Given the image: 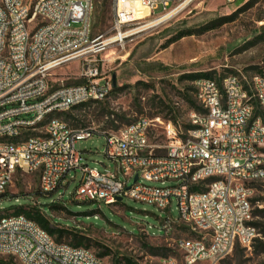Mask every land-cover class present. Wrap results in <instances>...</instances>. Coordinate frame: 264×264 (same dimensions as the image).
Listing matches in <instances>:
<instances>
[{
  "label": "built area",
  "instance_id": "1",
  "mask_svg": "<svg viewBox=\"0 0 264 264\" xmlns=\"http://www.w3.org/2000/svg\"><path fill=\"white\" fill-rule=\"evenodd\" d=\"M186 1L111 0L110 30L93 35L94 0H0V195L18 172H38L48 196L65 190L67 175L79 170L76 202L112 205L127 197L166 210L174 198L178 219L197 234L177 242L183 264H217L235 245L250 248L258 235L251 224L253 183L264 179L263 75L193 80L202 111L190 114L193 127L185 132L167 122L161 145L149 143L158 118L96 130L69 127L57 115L104 100L112 80L101 74L102 54L122 45L139 20L172 15ZM137 7L149 14L132 17ZM71 63L78 83L52 80ZM95 133L105 137L112 172L89 167L75 147ZM0 254L21 264H103L89 249L56 243L34 221L8 212L0 213ZM159 264L178 263L164 257Z\"/></svg>",
  "mask_w": 264,
  "mask_h": 264
},
{
  "label": "rangeland",
  "instance_id": "2",
  "mask_svg": "<svg viewBox=\"0 0 264 264\" xmlns=\"http://www.w3.org/2000/svg\"><path fill=\"white\" fill-rule=\"evenodd\" d=\"M160 12L159 7L155 13ZM145 16L147 14H142L140 18ZM153 19L154 16H148L130 26L131 34L124 43L102 54L100 71L111 78V92L102 101L69 110L72 117L64 121L69 127L117 130L140 116L158 118L162 123L154 121L149 143L161 145L165 143L164 126L169 119L175 118L177 126L170 122L183 130L194 112L183 98L184 94L195 98L193 83L186 76L212 72L215 78L235 74L243 80L254 73H264V0H191L172 15ZM91 24L93 35L110 30L111 0H94ZM207 25L213 28L199 31ZM184 30L195 33L168 43ZM77 74V64L71 63L57 69L52 80L73 84L80 81ZM75 147L82 151L81 160L89 167L101 172L113 171L112 162L104 156L105 137L102 134L95 133L79 140ZM154 151L162 152L155 147ZM80 176L79 170L71 171L65 190L59 188L45 196L40 194L38 172H18L0 195V207L4 208L0 213H11L18 206L47 207L63 193L62 199L53 203L58 207H52L47 213L57 218L55 225L76 229L88 238V249L92 253L105 252L101 257L103 264H113L124 258L136 264H159L164 257H172L183 264L177 242L195 238L197 234L190 225L178 219L174 198L166 210L127 197L112 205L76 202L72 200V193ZM118 176L122 178L121 174ZM251 199H254L252 210L264 209V179L253 183ZM96 209L99 211L88 216L73 213ZM168 216L170 224L164 227ZM235 247L217 264H264V252L255 253L251 246ZM9 258V255L0 254L2 260ZM13 262L21 264L15 258Z\"/></svg>",
  "mask_w": 264,
  "mask_h": 264
},
{
  "label": "trees",
  "instance_id": "3",
  "mask_svg": "<svg viewBox=\"0 0 264 264\" xmlns=\"http://www.w3.org/2000/svg\"><path fill=\"white\" fill-rule=\"evenodd\" d=\"M211 28H213L212 25H207V26H204L199 31L203 32V31L209 30ZM91 31H92V24H91ZM194 33L195 32L192 30H184V31L180 32L175 38L170 40L168 43H171L172 41H175L176 39H178L180 37H183L186 35H192ZM263 37H264V34H263ZM261 74L264 76V73H261ZM186 77H187V79L191 80L192 82H193V80H195L197 78H210V79H215L218 82L221 79V78H215L212 75V72L195 73V74H190ZM193 88H194V86H193ZM194 92H195V89H194ZM183 98L193 111H195V112L202 111V108H201L199 102L197 101L196 97L193 98L189 94H184ZM86 104L87 103L79 104L77 106H74L71 109L80 108ZM57 115L59 117H61L63 119V121H68L69 118L72 117V115L69 114V111L61 112V113H58ZM169 120L172 121V123L177 126V122H176L175 118H171ZM192 127H193V125L189 121V123L184 126V129L179 130V131L185 132L186 130H188ZM40 194H41V192H40ZM251 201L254 202V199H251ZM117 203H120V202H117ZM52 207H58V206H55L53 203H50L47 207L43 206L42 208H39L36 206H26V207L25 206H18L11 213L23 214L28 219L34 221L40 228H42L44 231H46V233L56 243H65V244H68V245L73 246V247H84V248L88 249V247H89L88 238H86L78 230L68 229V228H65L62 226L55 225L57 223V218L52 217L50 214L47 213V211H49ZM98 211H99V209H96L95 211L93 210V211L83 212V213H79V212H73V213L75 215L88 216V215H93L94 213H96ZM252 215H253V217H255V216L258 217L257 218L258 220H252L251 224L254 225V227L257 230V233L259 234L258 236H256L254 238V240L251 244L252 251L255 253H263L264 252V209H254V210H252ZM65 239H67L68 242H64ZM239 247H240L239 245H236L235 248L238 249ZM104 255H105V252H98L96 256L101 258ZM0 264H16V263L13 262V257L10 256V258L7 260L0 259ZM113 264H136V263L133 262L129 258H124L122 261L119 260L118 262H114Z\"/></svg>",
  "mask_w": 264,
  "mask_h": 264
},
{
  "label": "bare ground",
  "instance_id": "4",
  "mask_svg": "<svg viewBox=\"0 0 264 264\" xmlns=\"http://www.w3.org/2000/svg\"><path fill=\"white\" fill-rule=\"evenodd\" d=\"M189 1L190 0H187L185 3L189 2ZM142 14L143 15H145V14L148 15L149 14L148 9L142 8V7H137L136 9H134L133 14L131 16L134 17V18H140L142 16ZM164 17H166V15L160 16V17H158L156 19L160 20V19H163Z\"/></svg>",
  "mask_w": 264,
  "mask_h": 264
},
{
  "label": "water",
  "instance_id": "5",
  "mask_svg": "<svg viewBox=\"0 0 264 264\" xmlns=\"http://www.w3.org/2000/svg\"><path fill=\"white\" fill-rule=\"evenodd\" d=\"M115 85V80L113 79V86ZM134 179H136V176H135V178ZM118 199H120V198H118Z\"/></svg>",
  "mask_w": 264,
  "mask_h": 264
}]
</instances>
